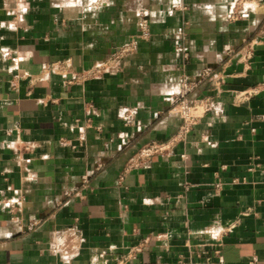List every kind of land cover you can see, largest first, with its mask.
I'll return each mask as SVG.
<instances>
[{
    "label": "crops",
    "instance_id": "obj_1",
    "mask_svg": "<svg viewBox=\"0 0 264 264\" xmlns=\"http://www.w3.org/2000/svg\"><path fill=\"white\" fill-rule=\"evenodd\" d=\"M239 2L0 0V264H264V0ZM141 18L120 72L67 83ZM206 67L191 134L121 181Z\"/></svg>",
    "mask_w": 264,
    "mask_h": 264
},
{
    "label": "built area",
    "instance_id": "obj_2",
    "mask_svg": "<svg viewBox=\"0 0 264 264\" xmlns=\"http://www.w3.org/2000/svg\"><path fill=\"white\" fill-rule=\"evenodd\" d=\"M245 0H240L243 2ZM239 2V3H240ZM238 20V12L233 11L230 14V21L234 22ZM151 38V30H150V21L147 18H141L138 26L137 32L134 36H132L124 45L118 47L115 52L109 56L107 59L99 62L98 64L92 66L91 68L75 71L70 74V78L66 81L68 84L75 83H84L93 78L100 77L109 72L118 73L122 70V63L126 60L130 55L137 52L139 43L141 41H147ZM248 57H251V53L248 54ZM214 73L213 68L206 67L200 76L196 80H185L184 85L185 89L183 93L179 96H176L172 100V105L169 110L171 114H175L182 119V125L179 128L175 137L168 143H158L153 142L143 148H141L138 156L132 159L127 168L124 170L120 180L123 181L126 175L133 169L142 167L146 162L151 160L153 156L156 155H164L168 152L172 144L184 141L191 134L194 126L198 123L199 116L196 113V105L189 99L188 94L193 91L196 87L203 84L207 80H209ZM127 123L131 118L130 114L124 115ZM236 182V180H235ZM222 182L218 180L216 183V188L220 189L222 187ZM10 214H14L15 205H8ZM149 243V240L146 239L140 246H138L135 250L141 251L146 247Z\"/></svg>",
    "mask_w": 264,
    "mask_h": 264
}]
</instances>
